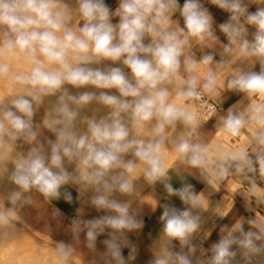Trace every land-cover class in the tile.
Returning <instances> with one entry per match:
<instances>
[{
	"label": "clouds",
	"instance_id": "9594fccd",
	"mask_svg": "<svg viewBox=\"0 0 264 264\" xmlns=\"http://www.w3.org/2000/svg\"><path fill=\"white\" fill-rule=\"evenodd\" d=\"M208 2L225 22L204 0H0V229L34 193L71 203L74 189L103 213L74 219L75 238L95 251L105 236L102 264H129L128 234L143 227L132 199L141 183L162 185L183 206L160 204L149 264H264V215L247 214L264 206V0ZM225 92L241 99L218 109ZM213 118L228 145L202 138ZM169 153L209 186L241 187L245 215L207 249L209 202L190 183L173 187ZM56 251L67 264L74 249Z\"/></svg>",
	"mask_w": 264,
	"mask_h": 264
},
{
	"label": "crops",
	"instance_id": "0c3cea01",
	"mask_svg": "<svg viewBox=\"0 0 264 264\" xmlns=\"http://www.w3.org/2000/svg\"><path fill=\"white\" fill-rule=\"evenodd\" d=\"M179 2L182 5L184 0H179ZM106 3L113 8L116 6V0H106ZM204 4L212 13L215 25L218 26L227 20L228 13L212 5L208 0H204ZM217 34L220 36L221 41L227 42L219 31H217ZM196 54L199 56L200 52L197 50ZM216 59H219V56ZM256 67L258 70L259 66ZM239 99H241L240 96L225 92L219 98V103L216 101L219 106L218 109H226ZM214 122L213 118L201 128L200 132L203 139L213 141L215 138ZM171 165V183L174 188H179L182 182H187L192 184L198 193H204L208 188L213 191L212 194H209V208L203 214L201 232V239L204 240L203 247L207 249L212 242L218 240L221 225L231 226L236 220L245 215L244 203L237 199L231 191L236 183V178L230 177L216 187H211L204 183L198 175H194V170L188 169L180 161L174 160ZM141 185L143 186L140 188L139 195L132 199V206L138 211L139 217L143 221V227L138 232L128 234L130 245L135 246L137 249L136 258L130 261L129 264H149V261L160 251L162 230V222L159 219L162 214L160 204L171 202L177 207L183 206L177 197H172L170 201L167 200V194L164 192L162 185H157L155 191L143 183ZM69 191L73 196L71 203L66 202L63 198L49 202L44 200L38 193H34L33 203L26 205L18 212L20 218L28 229L38 237L49 240L55 249H57V244L60 241L70 244L74 251L68 264H102L98 253L104 250V246L100 241L106 237H98L97 250L94 251L86 247L84 234L81 233L80 238L76 239L71 228L72 221L77 217L90 219L103 213H98L86 201L77 199V193L74 189H69ZM252 205L257 207L255 203ZM261 208L264 209V206H261ZM212 211H214L213 214H211ZM247 214L254 215L249 209ZM130 250V247L123 249L125 259H127ZM4 259L3 257L2 260L4 261Z\"/></svg>",
	"mask_w": 264,
	"mask_h": 264
},
{
	"label": "rangeland",
	"instance_id": "374dc122",
	"mask_svg": "<svg viewBox=\"0 0 264 264\" xmlns=\"http://www.w3.org/2000/svg\"><path fill=\"white\" fill-rule=\"evenodd\" d=\"M5 86L4 85H2V84H0V88H4ZM218 103H219V101L218 100H216ZM213 141H214V143H215V145H228L229 144V141L225 138V137H223V136H215V138L213 139ZM168 157L169 158H172V162L175 160L174 159V157H173V155L171 154V153H169L168 154ZM172 162H171V164H172ZM236 182H238L237 181V179H236ZM239 183V182H238ZM238 183H235V184H237V186L236 185H234L233 187H232V189H231V191L233 192V194L236 196V198L237 199H239L242 203H244V200L242 199V197H241V187L240 186H238ZM243 186V185H242ZM260 186L262 187V188H264V183H261L260 184ZM212 187V186H211ZM213 193V191H211L210 190V188H208V189H206L205 190V192H204V195H205V197H206V199L208 200L209 199V194H212ZM254 199V198H253ZM249 210H251V213L252 214H254V215H256L257 213H259V214H263L264 215V209H262L261 208V206H257V207H253V205H251V207L249 208ZM214 213V211H212L211 212V214H213ZM18 215H19V213H18ZM22 225V226H21ZM18 226V227H17ZM22 229H21V228ZM21 229V231H19L18 232V230H20ZM16 229V230H15ZM18 229V230H17ZM5 230H7V235H10V234H12V235H14V236H16L17 237V240L16 239H14V238H10V241L13 243V241L16 243V242H18V243H20L21 242V244L20 245H18V247L20 246L21 247V249H20V247H19V249H17L18 247H16L15 248V250H16V252H18L19 254H21V255H25V256H29L30 257V255H31V258L30 259H33L34 260V262H35V264H41L42 262V264H45V261L46 262H48V261H50V262H48L47 264H55V263H60L59 262V258H57L58 257V255H57V251H56V249L54 248V245L49 241V240H45V239H42V238H40V237H38L34 232H32L30 229H28L24 224H23V222H22V220H21V218H20V215H19V217L16 219V221L14 222V225L11 227V230H10V228L8 229H5ZM5 230L3 231V229H1L0 230V245H1V243H2V241H4V239H5V236L7 237V235H6V232H5ZM23 230H25V231H23ZM27 230V231H26ZM2 231H3V233H5V235L4 234H2ZM14 231H15V233H14ZM23 232H25V233H23ZM19 233H21V235H19ZM28 235H27V234ZM17 234V235H16ZM4 237V239H3V237ZM19 235V236H18ZM23 236H25V237H23ZM28 236V237H27ZM31 236V237H30ZM20 237V239H22V240H20V239H18ZM21 237H23V238H25V239H23V238H21ZM30 238V239H29ZM30 240L31 241V243H29V241H28V244H27V247H26V244H25V240ZM32 239V240H31ZM5 242V241H4ZM4 242H3V244H4ZM22 242H24V243H22ZM14 243V244H15ZM44 243V244H43ZM30 244H32V246H34V253H33V247L31 248L30 247ZM45 245V246H44ZM49 246V247H46V246ZM16 246H17V244H16ZM44 246V247H43ZM14 247H15V245H14ZM49 248V249H48ZM27 249H29V250H27ZM51 249V250H50ZM0 250H1V247H0ZM31 250H32V252H31ZM37 250V251H36ZM41 252H40V251ZM45 251H47V252H45ZM50 251V252H49ZM1 252V251H0ZM29 252V253H28ZM35 252H36V254H35ZM37 252L39 253L40 252V255L39 254H37ZM42 253V254H41ZM45 253V254H44ZM27 254H29V255H27ZM34 255V256H33ZM38 256V259H37V257H35V256ZM44 257H43V256ZM35 257V258H33V257ZM49 256H51V257H49ZM40 258V259H39ZM44 258V260L41 262V260ZM48 258V260H46ZM3 259V257H2V255L0 254V264H12L13 262H11L10 263V260L8 261L7 259L5 260L4 259V261L2 260ZM39 261V263H37L38 261ZM69 263V260L67 261V264ZM14 264V263H13Z\"/></svg>",
	"mask_w": 264,
	"mask_h": 264
},
{
	"label": "bare ground",
	"instance_id": "6f19581e",
	"mask_svg": "<svg viewBox=\"0 0 264 264\" xmlns=\"http://www.w3.org/2000/svg\"><path fill=\"white\" fill-rule=\"evenodd\" d=\"M167 159H168V162H169V164H171V162H172V158H169V157H167ZM236 183H238V182H236ZM236 186H237V184H235ZM143 185H140V188L142 187ZM247 186V184H246V182L243 184V187H246ZM261 187V186H260ZM260 215H263V214H260ZM19 217V216H18ZM17 217V218H18ZM22 226V225H21ZM18 227V226H17ZM21 228V227H20ZM19 228V229H20ZM9 229V228H8ZM22 229V228H21ZM21 229L20 230H18V232L19 231H21ZM1 230V229H0ZM5 229H3V231H4ZM10 230H11V228H10ZM16 230V229H15ZM3 231H2V234H4L5 235V233H3ZM23 231H25V230H23ZM27 231V230H26ZM5 232H6V235H7V230H5ZM1 233V232H0ZM14 233H15V231H14ZM23 233H25V232H23ZM27 234V233H26ZM17 235V234H16ZM19 235H21V233H19ZM18 235V236H19ZM28 235V234H27ZM2 236V235H1ZM3 237V236H2ZM23 237H25V236H23ZM23 237H21V238H23ZM28 237V236H27ZM31 237V236H30ZM10 238H14V239H16L17 240V237L16 236H14V235H12V234H10V235H7V237L5 236V239H4V237H3V239H4V241H2V243H1V245H0V247H1V252H0V254L2 255V257H4L5 259H7L8 261L10 260V263L11 262H13L14 264H35V262H34V260L33 259H30L31 258V255H30V257L29 256H23V255H21V254H19L18 252H16V250H15V248L16 247H18V245H20L21 244V242L20 243H18V242H14L13 241V243L10 241ZM18 239H20V237L18 238ZM23 239H25V238H23ZM30 239V238H29ZM25 240V244H26V247H27V244H28V241H29V243H31V241L30 240ZM20 240H22V239H20ZM32 240V239H31ZM3 242H4V244H3ZM15 243V244H14ZM22 243H24V242H22ZM16 244H17V246H16ZM44 244V243H43ZM14 245H15V247H14ZM32 246V244H30V247ZM45 246V245H44ZM43 246V247H44ZM20 247V246H19ZM19 247L17 248V249H19ZM29 247V246H28ZM27 247V248H28ZM33 247V253H34V249L36 248H34V246H32ZM31 247V248H32ZM46 247H49L48 245L46 246ZM20 249H21V247H20ZM49 249V248H48ZM27 250H29V249H27ZM32 250H31V252H32ZM51 250V249H50ZM30 251V250H29ZM37 251V250H36ZM40 251V250H39ZM41 252V251H40ZM40 252L38 253L37 252V254H39L40 255ZM45 252H47V251H45ZM50 252V251H49ZM29 253V252H28ZM35 254H36V252H35ZM42 254V253H41ZM45 254V253H44ZM27 255H29V254H27ZM34 256V255H33ZM32 256V257H33ZM43 256V255H42ZM35 257H37V259H38V256L36 255ZM35 257H33V258H35ZM44 257V256H43ZM49 257H51V256H49ZM52 258V257H51ZM58 258V257H57ZM40 259V258H39ZM42 259V258H41ZM44 260V258L41 260V262ZM46 260H48V258L46 259ZM59 260V259H58ZM38 261V260H37ZM48 262H50V261H48ZM48 262H46L45 261V264H47ZM60 262V261H59ZM12 263V264H13ZM37 263H39V261L37 262ZM43 263V262H42ZM41 263V264H42ZM40 264V263H39ZM56 264H59V263H56Z\"/></svg>",
	"mask_w": 264,
	"mask_h": 264
},
{
	"label": "built area",
	"instance_id": "2783aa9c",
	"mask_svg": "<svg viewBox=\"0 0 264 264\" xmlns=\"http://www.w3.org/2000/svg\"><path fill=\"white\" fill-rule=\"evenodd\" d=\"M212 103H215V104L217 105V107L219 108V106H218V104H217V102H216V101H212Z\"/></svg>",
	"mask_w": 264,
	"mask_h": 264
}]
</instances>
